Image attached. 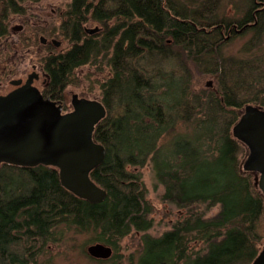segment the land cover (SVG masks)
Listing matches in <instances>:
<instances>
[{"label": "trees", "instance_id": "trees-1", "mask_svg": "<svg viewBox=\"0 0 264 264\" xmlns=\"http://www.w3.org/2000/svg\"><path fill=\"white\" fill-rule=\"evenodd\" d=\"M38 1L0 0V39L11 16ZM66 6L58 29L73 31V47L48 59L46 71L58 95L76 67H109L99 83L106 116L93 132L106 153L90 173L106 197L89 203L75 196L51 166L1 164L0 264H40L42 251L65 230L109 245L112 256L99 262L116 261L114 251L134 233L139 244L127 264H251L264 239V196L257 175L241 168L245 146L232 127L245 106L264 111V0ZM88 21L99 25L97 33L85 35ZM235 38H245L240 53L225 55ZM191 65L212 77L211 88L196 89ZM147 163L164 186L162 201L183 211L159 236L148 233L152 207L134 170ZM214 206L218 212L206 217Z\"/></svg>", "mask_w": 264, "mask_h": 264}, {"label": "water", "instance_id": "water-1", "mask_svg": "<svg viewBox=\"0 0 264 264\" xmlns=\"http://www.w3.org/2000/svg\"><path fill=\"white\" fill-rule=\"evenodd\" d=\"M31 81L32 75L23 84L15 81L17 87L0 96V165L54 167L67 191L89 203H101L106 192L90 173L106 153L93 138L96 125L106 116L104 105L98 100L78 102L73 95V110L62 114L61 106L44 98ZM210 85L208 81L206 86ZM232 134L248 150L242 170L257 175L264 196V111L245 106ZM86 252L93 259L107 260L113 250L97 242L88 245ZM251 264H264V249Z\"/></svg>", "mask_w": 264, "mask_h": 264}, {"label": "rangeland", "instance_id": "rangeland-1", "mask_svg": "<svg viewBox=\"0 0 264 264\" xmlns=\"http://www.w3.org/2000/svg\"><path fill=\"white\" fill-rule=\"evenodd\" d=\"M69 0H39L36 3H28V10L24 15H15L11 16L9 28L12 25H22L23 29L18 31L17 36L13 33V37L19 42L14 48H20V37L28 33L32 27H39L37 25L44 24L47 22L54 23L58 21L57 14ZM56 10V14L51 15V10ZM227 12H230L228 10ZM99 25L93 21H88L85 25L88 30H95ZM97 33V31H95ZM19 38V39H18ZM245 38H235L228 46L223 49L225 55H237L239 50L242 47ZM33 47V48H32ZM8 47H6L5 42L0 41V75L3 72H7L11 69V66L18 67V70L27 67V55L29 57H36L33 53L35 52L37 46H31L29 50L30 53L24 54L22 57H16L18 51H16L14 57L4 55L3 52ZM42 53V48L37 52L38 57ZM33 54V55H32ZM12 59V60H11ZM191 74L193 76V83L197 90L211 88L213 86V79L211 76L203 75L201 69H198L195 65L190 66ZM27 71H30L29 67ZM73 83V94H79V96H86L93 98L95 100H100V90L99 83L103 80L108 79L109 77V67L106 66V63L102 66V69L98 67L85 64L79 67H76L72 75ZM1 83L6 85L7 82L0 79ZM210 81L211 85L206 86V83ZM8 89V83L7 88ZM1 84H0V93H3ZM67 99L70 98V92L66 93ZM179 132V133H178ZM177 134H180L178 131ZM172 142V140H167L166 144ZM248 150L244 147V155H239L241 165L246 158ZM139 173L140 181L145 190L146 201L152 207V213L150 217L153 220V225L148 232L150 235L159 236L163 232L169 230L172 224L179 218L182 214V210H177L173 205L165 203L162 201V195L164 193V186L155 179L151 165L149 163L145 164L140 168L134 169ZM218 206L211 207L206 212V217L213 216L218 212ZM139 234H131L125 237L120 242L119 249L114 253L118 254L116 261L110 262H99L88 257L86 254V248L88 245L87 234L76 233L72 230H65L63 233L62 239L50 243L47 249L43 250L39 256L40 264H127V256L130 253H133L139 244ZM260 251L264 249V239L260 242Z\"/></svg>", "mask_w": 264, "mask_h": 264}, {"label": "flooded vegetation", "instance_id": "flooded-vegetation-1", "mask_svg": "<svg viewBox=\"0 0 264 264\" xmlns=\"http://www.w3.org/2000/svg\"><path fill=\"white\" fill-rule=\"evenodd\" d=\"M70 1L72 0H69L68 2ZM67 9L68 8L65 5L64 8L58 12L57 22H47V24L44 23L37 25L39 27H32L29 31H27V34L25 33L24 36L20 37L21 39L18 38L21 41V46L19 49L14 48V46H17L19 43L17 39H15V36H17L16 34H18V31L23 29V26L21 24L10 26L7 35L0 39V41L3 40L6 47H8L5 52H3V54L14 57L16 51H18V55L16 57H22L24 52V54L30 53L28 49H30L32 45H36L37 48L33 53L36 57H29V55L26 56L28 57L26 58V62L28 63L26 68L18 70V67L15 68L13 64V67L11 66L10 70L1 73L0 79L8 83V89H6L7 83L4 85L5 83L2 84L0 81L2 90L4 91L3 93H0V96L6 95L17 87V85L12 84L13 82L20 81L21 84H23L29 78V76L32 75L31 85L36 87L44 98H49L51 101H54L56 105L61 106L62 114L71 112L73 110V95L77 96L78 102L95 100L86 96H79L78 93L73 94V71L68 78L67 83L57 86V93L59 94L54 95L51 93L53 89L50 87L51 77L46 71V62L52 57L63 55L73 47V31L71 30L70 32H64L58 29L61 25L66 23V13L68 14ZM54 14H56V10L52 9L51 15L53 16ZM86 23L87 22L83 23L81 26L85 35H93L95 34V31L99 30V26L93 31L86 29ZM13 33H15L14 37ZM40 48H42V53L38 57L37 52ZM28 67L30 71H27ZM67 92H70L71 95L69 99H67L66 96Z\"/></svg>", "mask_w": 264, "mask_h": 264}]
</instances>
